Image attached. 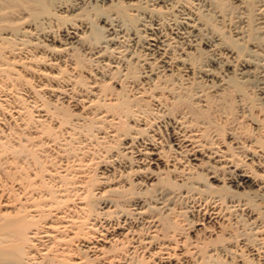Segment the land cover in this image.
Instances as JSON below:
<instances>
[{"label":"bare ground","instance_id":"bare-ground-1","mask_svg":"<svg viewBox=\"0 0 264 264\" xmlns=\"http://www.w3.org/2000/svg\"><path fill=\"white\" fill-rule=\"evenodd\" d=\"M114 1L116 2H112V0H94V5H95V8H97L98 10L99 8L101 9L103 5L107 4L106 6H109L110 9L114 8L113 9L114 12L116 10V13L120 14L121 17H124L126 19L125 22L128 20H132L133 22V19L130 18L132 16V13L130 11L135 12L142 7L141 4L143 3L148 4L147 0H127V2H122L120 0H114ZM154 1H155L156 7L159 4L161 5L168 4V0L167 1L166 0H154ZM234 1L237 3V6L239 8H242L244 11H246V14H247L245 15L246 19L243 20V21H246L244 23L245 25H247L246 30L244 27L242 29H244L245 31L238 30V32H236L235 34L237 37L236 36L235 37L238 38V41L239 39L243 40L244 39L243 36L248 37V39L251 40L250 43H252L253 41V44L251 45H253L252 47L255 50L253 48L252 49L256 51L261 46L260 44L257 43L259 36L257 37L256 33L257 32L264 33V5L257 6L253 4V1H249V0H234ZM82 2H83L82 0H0V76L4 78V79L2 78L3 80L1 79L2 82L7 81V80L8 81L10 80L9 82H12L11 80H13L14 78L12 76V73H14L13 66L16 64H18L24 70L31 68V66L28 67V60L32 59L31 57H33V55H31V57L29 58L27 56L29 54L27 50L34 52V50L36 49L38 50V48H42V47H45L46 50L48 49V51L60 54L62 52L64 53L65 51L67 52L68 49L74 50L77 46H79V48L83 52L93 57V59H95L98 65L99 63L100 64L102 63L105 66H108L109 68H111L112 70L113 69L117 70L116 65L114 63L117 62L118 60L114 62V60H111L110 58H106V55L108 53L105 55V52L107 51L106 50L107 48H110L111 46H113L114 44L113 42L115 41V38L120 36V34L123 33L121 26L119 28L118 25H115L112 22H110V20H108L109 18H106L105 14L103 15V9L101 10V12L97 10L96 12L93 10L94 9L93 8L92 10L96 12V14L94 13L95 17L97 18V21L100 20L101 24H99V26L91 25V28H89V26H87V22H85L87 17L82 16L84 14V12L82 11L84 9L83 7H81ZM155 5H152V6H155ZM218 5H219L218 8H220L219 13H221L220 11H224L227 8V4L223 0L222 2L219 1ZM85 13L86 14L84 15H87L88 11L85 10ZM156 13L158 12L156 11ZM81 16L86 17V19L84 18L85 19L84 21H80V20H83ZM187 17H189V15L185 16L186 18L185 20L186 30H184L185 36L181 34V32L183 31H178L177 29V31L180 33L173 34L174 36L171 38L167 34H163L161 32L162 29L159 30L158 22L156 21L151 22L150 27H149L150 34H148L149 36L145 38L144 40L146 52L143 55H141L143 57L145 55V57L144 58L138 57L137 56L138 53L136 56H134L136 52L134 55L133 54L131 55V53L128 54L127 58L126 56L124 58L123 57L124 55L121 56L122 58H124V61L126 60L125 61L126 65L124 64L125 67H124L123 73L120 72V70L118 69L119 72L122 73V77L124 76L125 79L129 81L131 80L130 83L135 84L136 82H134V79L136 78V73H138L137 70H135L136 69L135 67L137 65L139 66V69L140 67L143 69L141 73L142 74L141 78L142 79L150 78L149 80L150 81L152 80V82H155L154 84L152 83V85H150L148 83L149 87H147L146 85L145 87L147 88L144 87L145 89L143 88L141 90L137 86L136 88H138L140 91H138V89L136 90V88L135 89L132 88L137 91L138 96L136 94H135L136 96L132 95L134 97H131V99H130V96H128V94L126 95V97L128 96L129 98L122 97L121 96L122 93L119 91V93H121V95L118 96L119 99L115 98L116 101L113 102V104L110 103L108 106V109H106L105 106H104L105 108L104 107L97 108V109L104 108L106 110L104 109L100 111L96 110V107L94 105L95 103H97L98 105V102L100 100L97 101V100L90 99V96H93V95L100 96L105 93L104 92L103 94H101V92H99L100 91L99 89H97L98 92L89 91L91 94L90 96H85V98L80 99V101L85 102V105H84L85 109L89 107L91 108L93 106L92 108H95L93 110L98 111L95 113V116L93 117H96V118L105 117L106 118L109 116L111 117L112 120L113 119L121 120L122 117H124L127 120L130 119L133 125L136 126V129L139 127L138 128L139 132H136V135L132 136L131 135L132 132H131L130 136L128 137L129 129L131 128L132 124L131 126H130V123L128 124L129 126L126 125L127 129H126L125 135H127V138H126L127 141H124L123 143H121L120 145L121 147H119L121 148V150H119L120 152H118L117 150V152L111 153L110 151H108V149H106L107 147L105 148V150L108 151V153L110 152L108 156L109 157L108 162L109 163L110 161H113V163L115 162L114 164L116 166L115 167L116 169L114 168V165L112 166L109 165L110 167L108 166L109 168L108 169L107 167L103 166L104 165L103 164L102 169L99 171L100 172L99 176L97 177V181H99L100 184H103L102 185L103 187L105 186L104 184H108V182L112 180L121 178V180L124 181L126 177L129 174H131L133 176V181L130 180V182H132L131 184L129 182H128L129 184L126 183L128 186L127 188H126V185L125 186L120 185L121 183L119 182H118L119 185L111 184V186H107L108 187L107 190L104 189L106 186L104 188L99 187L98 185L100 184L97 185L98 187L93 188L90 185L91 183L88 186L86 185V187L84 188V185L86 184L85 181H87L88 178L85 181H83L84 179L82 180L81 177L84 175H82V173L80 174L78 169H77L78 171L77 170L75 171L73 170L70 172L68 171V176L71 175L69 177L64 176L65 174L60 175L58 173L60 176L58 175L55 177L58 178L59 181H57L58 179L55 180L56 178L53 177L54 178L53 179L51 177L52 179H48V181L52 180L54 184L52 183L53 185H51L52 187H50V184H51L50 181L48 182L50 184L47 185L48 183L44 182V179L43 181H39L40 177L38 179L39 182L35 181L36 179L34 180V178L37 177L36 175L40 174L38 173V171L36 175L34 171L31 172V173H34L33 174L34 176L32 175L33 178H31V176L28 175L29 172L27 173V171H25L28 168L26 166L31 165L29 163L35 162L34 158H36L34 157L35 155L32 153L34 151L30 152L31 150L30 149H29L30 151L28 150L30 143L28 144L27 149H26L27 146H25L23 143L22 145L19 141H16V143L19 142L18 147L17 145L13 147L12 142L11 143L9 142L12 145L10 144L7 146L2 145L0 147L2 149V150L0 149V152L8 151L7 153H9L10 155L9 158L6 155L8 159L6 160L7 162L6 161L5 162L8 164V166L7 165L5 166L9 167V171H10L8 173L6 172V174H8L9 176L7 180L8 182L11 180L9 182L10 185L8 184L9 188H5L8 190L6 192L5 191H3L2 193L0 192V264H116L117 262H122V264H130V262L132 261L131 256L134 255L135 253L137 254V251L140 250L141 248L142 249L145 248V249H148V251H150L148 253V256H146L145 258V262L152 261V264H176L177 263L176 260L178 258L181 257L180 260L182 261V258L185 257L186 255L189 256L190 254V256H192L193 254L191 255V253L196 254V250L199 249L196 247H200V246H197L198 243H194L195 245H192V242L191 243L186 242V239L178 238V239H175V241H171L172 239H170V237L172 236L168 237L165 234L162 236H159L157 234H151V232L156 233L155 230H157L156 227L157 225H159L158 222L160 219L165 217L164 214L169 215V211L171 210L173 211L174 209V207L172 208V205H174L173 204L174 202H171V199H170L171 194L175 193V191L171 189V186L174 183V181L180 182V184H178L179 187L185 186L183 189L180 188L182 189V191H181V194L179 193V195L189 200V202L191 203V208H193L195 212H200L202 214L199 220L200 223H203L202 221H204L206 222L205 224H208V223H211V225L213 223L218 224L217 222L222 219L223 215L221 216V214L223 211L226 213H230V212H235L236 210H239L242 207H244L243 210L248 209L249 200L246 201L245 199L244 200L241 199V197L238 196L239 192L234 191V190H231V191L229 190L228 192L227 191L228 189H227L226 190L227 193H225L224 195L220 194L218 192L219 190L216 187H213L212 185L213 181L214 182L218 181L222 183L223 185L224 183L222 182V180H226V183L224 185H227V186L224 187L223 185V188L225 189L226 188L230 189L232 187L234 189L246 190L249 186L250 187L254 186L255 189L258 191L257 195L254 194L255 195L254 198L258 197V199H260L262 203L264 202V180H262V178L264 177H261L260 179L257 176H253L252 174H250L251 173L250 171H253L251 169L249 171L244 170L243 169L244 167H242L243 162L241 163L239 160V162L241 163L239 164L238 162L234 161L233 157L235 155L231 154V151L232 153L233 152L235 153L234 150L239 149L238 147H240V145L237 144V143L240 144L239 141H241L240 140L241 137L238 136L240 137L239 140L237 137L239 133L236 134V132H234V134L236 135L233 136L234 135L232 134L233 132L231 130H230L231 132L227 130V132H229V133H226L228 135V139L226 138L225 139L227 140L226 144L228 145V147L226 146L225 143H223V145H225L223 147L222 145H220V143H222L221 141H225V140H221L220 142H218L217 139H218L219 133H217V130H216V133L214 134L215 131H212L211 129L212 125L213 126L216 125L215 123H213L215 119L212 120V117H214L213 114L216 113V111H220L221 108H225L228 102L229 104H232V101L230 100L232 92H236L237 94L236 96L238 98H242V101H244L245 99L243 98H245L246 95L248 94L247 92H245L246 82L250 81V79H252L253 77L254 78L257 77L258 75L257 73H260V75L258 76H261L262 79L264 78V73L262 71L256 70L258 68V64L260 63L258 62L255 63L256 61H252L250 59H244L243 57L244 60H242V63L240 62V65L238 67L233 66L231 64L232 60H229V59L237 60L239 55H243L242 53L244 51V47H242V45L244 44H242V42H241V45H236V46L234 45V43L236 44L238 42L236 41L237 39L235 38L236 42L234 43L232 42L231 48L234 46L237 49H230V48L224 49L223 54H225L227 57L226 59L229 60V61L227 60L228 65H226L227 64L226 60H225L226 63L225 61L224 62L222 61V67H224V70L217 72L214 69L205 68L204 66H200L199 65L200 63L199 64L197 63L200 62L198 60L199 58H201L203 54H202V51L198 48L199 43L201 41H197V40H201L200 39L201 31L204 29V26L209 25L208 22L210 20L209 21L206 20L203 23L202 22L203 19L198 18L196 21H194L191 19V17L190 18H187ZM12 18L14 22H12ZM15 19L16 21L19 20L20 22L16 23ZM61 20L63 21V23L65 22L64 23L65 25L62 28L61 26H58L60 27L59 31L55 27H53V30L54 28L57 29L56 32L47 33L46 31V33H44L43 31L45 29H43V31L42 30L39 31V29H42L44 27L43 26L44 24H49V26L48 25L47 26L51 27L50 23H52L53 21L61 22ZM135 21H137V19H135ZM240 21H241V18H240ZM252 23L253 24L255 23L257 28L256 27L253 28ZM58 25H60V23ZM39 26L40 27L43 26V27L39 28ZM49 30H51V28L48 29V32ZM89 30H90L89 35H86L87 31ZM103 32L105 34H103ZM180 35H182L183 38L188 39V42H186V40L184 41L186 42V48L188 49V51L187 49L186 51L183 50L182 52L183 57L181 56V54L180 56L178 55L175 56V54L173 52L171 53L170 51V45L172 43L170 41L172 39L174 40L176 38H181L182 36ZM260 38H263V37H260ZM245 41H247V39ZM213 42L212 43L204 42V44L211 47L209 48L210 50L208 49L212 54L210 56L211 57L213 56V58H210L209 60L210 66L214 64V61H216V57H215L216 52L214 53V51L216 50L215 48L217 47H215L216 45ZM237 46H241V47H237ZM45 48H43V50ZM103 48H106V49H103ZM248 50L251 51L250 48ZM248 50L246 49L247 52ZM253 50L252 52L254 53ZM73 59L75 58L73 57ZM218 60L219 59H217V61ZM75 63H77V60ZM122 64L120 66H122ZM11 66L13 69L11 68ZM74 67H75V64H74ZM111 69L109 70L112 71ZM11 70L13 71L12 73L10 72ZM176 70L178 71L181 70L182 74H184L186 78L188 77L191 80L193 79L194 81H196V80L201 79L203 81L209 82L206 85L207 86L206 90L205 91L195 90L193 94L192 91L191 93L190 91H188L190 84L188 87H182V86L175 87L174 86L175 83L173 84L171 82V79L173 78L172 77L174 74L173 72H175ZM59 72L58 73L60 75L61 71ZM94 72L95 73L93 74L98 75V76L100 75V77H103L104 80L106 77H108L107 75L110 74V72L108 74L106 73L107 75L105 73H101L100 71H94ZM107 72H108V69H107ZM118 73L116 74L119 77ZM15 75H16V72H15ZM18 75H21V74H17V76ZM114 75H115V72H114ZM17 76L15 78H17ZM18 77L20 79H23L21 78L22 76L21 77L18 76ZM56 77L57 76H55L54 78ZM112 78L110 79L108 78V79L111 80ZM115 79L117 78H114V81H116ZM142 79L141 81H143ZM194 81H190L191 85L192 83H194ZM2 82L1 84H3L4 86L5 83H2ZM61 82L65 86V82H67V80L66 81L61 80ZM118 82L119 81H117V83L115 82V84H118ZM130 83H128V85ZM17 84H18V81H17ZM68 84L69 82H67L66 85ZM91 84L94 85L95 83H91ZM120 84L121 83H119V87H121L120 90L124 91L122 90L123 84L121 85ZM184 84H186L185 81H184ZM187 84L185 86H187ZM132 85H130V88L132 87ZM193 85L192 87H194ZM246 87H247V84H246ZM156 92H157V95L155 94ZM107 95L105 97H107ZM117 95L119 94L117 93ZM188 95L189 97L190 96L192 97L189 98ZM167 97L169 99H172L173 101L171 102L170 100V104L172 103L177 104V107H176L177 109L179 107H182L184 110L183 111L181 110L180 118L179 117L176 118L177 116L173 117L174 113H172L173 115L170 120V124L168 123L169 124L168 129H167L168 131L166 130V132L168 133H165L166 134V144H167L165 148L162 145L161 138L158 136L159 134H157L156 132V129H159V127L156 125L155 121H159L158 119H160L162 115V114L160 115L159 113L160 110L162 108L163 109L168 108L167 104H169L168 102L169 99L166 102ZM193 97L195 98V101H193L192 103L190 99H193ZM234 98L236 97L234 96ZM242 101L241 103H243ZM170 104H169V107H170ZM174 107L175 106H173V109H175ZM171 108L168 109L167 111L168 114L171 112L170 111ZM154 110H156L157 112L159 111V112L156 114V112L155 113L153 112ZM251 110L252 109L248 111L249 113H246L248 116H250L249 114H251L250 112ZM176 113H178V111H176ZM150 114L151 115L159 114V118L158 116H153L151 118ZM66 115L68 116V114ZM251 115L253 116V114ZM124 118L123 120H125ZM111 119L106 118V121L111 120ZM91 120L93 119L91 118L88 119L90 124H92L90 122ZM254 120H255V117L253 121ZM106 121H102L103 123L101 122L100 125L106 123ZM93 122H96V121L93 120ZM110 122L107 121V123L109 124H111L112 122H114V124L117 123L115 120H113L111 123ZM257 122L258 121L256 120V124ZM94 124L95 123H93V125ZM157 124H160V123L158 122ZM202 125H205V127H203ZM260 125H257V126H260ZM103 126L102 127L100 126L102 131L105 128V127L103 128ZM140 126H142V128H140ZM80 127L82 128V125ZM90 127H89V130L87 128L88 131H90ZM260 127H257L256 131H258ZM93 128L95 127H91V130ZM107 128L108 127H106L105 130H107ZM112 129L113 128H111V130ZM117 129L121 130L120 128H117ZM221 130H222L221 133L223 134L224 129L221 128ZM97 131H98V128H97ZM42 132L43 131H41V133ZM91 132L93 136H95L94 131H91ZM16 134L14 135L16 136ZM105 134L103 136L104 138H105ZM108 134L109 133H107V137H108ZM90 136L92 135L91 134L89 135L88 137L89 140L91 138ZM241 136L243 135L241 134ZM250 136L251 135L247 136V138ZM18 137L20 138V135H18ZM109 137H110V134H109ZM100 138L102 140H105L101 136ZM250 138H252V136ZM256 138L257 139H255V137L252 138L248 142V144L245 145L246 147L244 145L243 147L245 149L248 148V150L249 148L251 149V151L249 150L250 157L247 158L248 160H250L249 164H252V162L254 161L255 163L254 165L258 167V169H261V167H264V139L261 136H256ZM14 139H13V142L15 143ZM18 140L21 141V139H18ZM93 140H96V139H93ZM242 140H245V138ZM30 142H31V137H30ZM116 143L117 142H115V144ZM244 143H246V141ZM99 146H102V145H99ZM99 146H98V141L95 145L94 143L93 145L91 144L90 147H87L86 151L82 153L83 155L82 157H85V158L87 157L88 159L86 158V160L89 163L91 160H93L92 159L94 157L93 154L95 153L96 155V153H99V151H101L102 147H99ZM221 146L223 148H221ZM228 150L230 151V153L228 152ZM113 151H115V149ZM247 154H244V155L247 156ZM28 156L33 157L34 161L30 162V160L32 159L30 160L28 159L29 163L26 161L27 163L26 165L25 160L27 159ZM103 156L104 155H102V158ZM77 157H76V162L79 159V157L78 158ZM72 158L74 157L72 156ZM82 160L84 161V158ZM104 160L105 159H103V161ZM38 161L40 160L38 159ZM83 161H82V164H83ZM79 162H81V160L78 161V163ZM88 163H85V165ZM34 164L35 163H33L32 167L35 168ZM69 164H68V167L72 165V164L70 165ZM37 165H38L37 167H40L41 169V167L44 164H42V166L40 164H37ZM59 165L58 166L56 165V167L60 168ZM248 166L245 165L246 168ZM30 167L28 169L29 170L31 169L32 171V169L34 168L32 167L30 168ZM62 167L64 168V170H66L64 166ZM68 167H67V170L70 169ZM37 169L38 168H35V170ZM40 169L38 170L40 171ZM196 169H199V171L197 170L198 172H196L195 171ZM55 170L56 169H54V171ZM58 170L59 169H57V171ZM41 171H43V168L41 169ZM193 171H195V173H193ZM49 172L48 174L54 175L52 171L51 173ZM63 172L65 173V171ZM162 173H164L167 178L161 177ZM253 173L255 172L253 171ZM256 174L258 176L260 175L257 172ZM40 175H43V174H40ZM47 177L50 178V176H47ZM70 177L76 178L77 181H74V179L71 180ZM169 177H171V179ZM210 180L212 181L210 182ZM125 182H127V179L125 180ZM156 184L157 185L160 184V185L154 188L155 186H157ZM153 185L154 187H152L151 189L150 187ZM135 186L136 188H133ZM4 187H6V185ZM129 188L132 192L129 190ZM1 189L2 188H0V190ZM120 189L124 191L125 190L130 191L128 193H130L131 196L128 194L129 197H125L124 195L125 192L123 191L124 193L123 192L120 193ZM133 189H136V190H133ZM96 190H99L97 191L98 193H94ZM105 191L109 193L118 191L120 195H117L115 192V195H116L115 198L113 199L104 198L103 199V197L101 196ZM99 192H100V195H99L100 200H98L97 202H95V200L93 201L92 196L94 194L98 195ZM149 192H153V193L155 192V194L151 196H147L146 194ZM222 205L223 207H221ZM249 207H253L254 210L256 209V206H253V205ZM249 211L250 210H248L247 212ZM161 212L163 215L161 214ZM250 212H253V211L251 210ZM155 213L156 215L158 214L162 216V218L160 216V219L157 218L158 219V222H157L158 224L156 223L157 225L155 224L157 220L156 219L157 216L155 215ZM257 214H255L256 217H254L255 215L254 216L252 215V217L250 216L253 219V222H255L256 219L260 218V216H257ZM245 216H248V215L245 214ZM262 216L263 215H261V217ZM144 225H146L145 226L146 229L144 227L146 231L144 230L143 232H146L144 234L148 233V237L144 238L145 239L144 241L142 240L144 242L143 244L145 245L141 246L142 241L139 242L137 240L138 242L137 241L134 242V240H136L135 237H137V235L141 233V232H138L137 228L139 226L143 227ZM253 225L255 226L256 224L254 223ZM201 226L202 227L200 228H202V230L210 228V226L208 225L201 224ZM254 228L256 229V232L257 230L260 229V228L257 229V227H254ZM159 230L160 229L157 230L158 233H159ZM197 230L199 231L201 229L197 228ZM138 238L140 240L143 237L141 238L137 237V239ZM201 244H207V243L202 242ZM126 246H128V249L126 248ZM175 249L177 250V253L174 251ZM260 249L261 248H258V249L254 248V249L249 250L248 252L249 257L251 258L248 259L247 262H244L242 261V258L239 257L240 254L238 253L232 254L231 257L234 255V258L233 257L231 259L229 258L230 261H228L227 260L228 257L230 256L231 253H233V250L230 249L229 247L227 248L226 246L220 245L218 247L216 246L210 247V249L208 247L207 250H205V247H204L205 252H203V255H201L202 257H200L201 259L200 258L199 259L202 260L203 262H208L209 260L214 261L215 264L216 263L220 264L219 262L220 261L222 262L224 260L223 258L225 259L227 258L226 259L227 262L224 261L227 264H264V253L262 252L263 254L259 255V253H261L259 252ZM199 251L202 252L201 250ZM216 255L218 256L220 255V257L222 256L223 260L219 259L220 260L219 261L217 258L218 256ZM128 259L129 261L130 260L131 261L129 262ZM134 260H137V259L136 258L133 259L132 262L134 263L139 261L136 264L141 263L140 259H138V261H134ZM143 262L144 261H142V263ZM184 262L185 263L187 262L186 259L182 261V264Z\"/></svg>","mask_w":264,"mask_h":264},{"label":"rangeland","instance_id":"rangeland-1","mask_svg":"<svg viewBox=\"0 0 264 264\" xmlns=\"http://www.w3.org/2000/svg\"><path fill=\"white\" fill-rule=\"evenodd\" d=\"M82 1H83L82 2L83 5L81 3V7H83V9H84L82 11L84 12V14H86L87 12L85 13V10H87L88 11L87 15H89V16L83 14L82 16H86L87 19H86V17H82L81 16V18L83 20H80V21H84L86 19L85 22H87V26H89V28H91V25L99 26V24H101L100 20L97 21V18L95 17V14H96L97 11L101 12L102 9H103V15L105 14L106 18H109L108 20H110V22H112L115 25H118L119 28L121 26V28L123 30V33L120 34V36L115 38V41L113 42L114 43L113 46H111L110 48H107V49L103 48V49L107 50V51L105 50L106 51L105 55L108 53L106 55V58H110L111 60H114V62L118 60L117 62L114 63L116 65L117 70L116 69L112 70L111 68H109L108 66H105L102 63L101 64L99 63V65H98V63L95 61V59H93V57H91L90 55H87V53L83 52L79 48V46H77L78 48L77 47L75 48L76 50L75 49L74 50L73 49H68L67 52L65 51L67 54L65 52L64 53L62 52L60 54L59 53H55V52H51V51H48V49L46 50L45 47L38 48L39 51L37 49L34 50L35 53L27 50V52L29 53L27 56L29 58L31 57V55H33V57H31L32 59L28 60V67L31 66V68H28L29 70L28 69L24 70L18 64H16L14 66L12 65L14 69L11 66V68L14 71V73H12L13 72L12 70L10 71L14 78L17 76V74H21V75H18V76H20V77L22 76L21 78H23V79H20L17 76L18 79L17 78L14 79L12 77L13 78V80H11L12 82H9L10 80L2 82V80L4 78L2 76H0L1 77L0 78V87L3 86V84H1V82L5 83L4 86H3L4 88L3 87L0 88V147L2 145L7 146L11 142L13 144V147L15 145H17V147H18L19 146V142H20L21 144L23 143L25 146H27L26 147V149H27L28 148V144L30 143L29 144L30 146H29L28 150L30 149L31 150V151L29 150L30 152L34 151L32 153L35 155L34 157H36V158H34L35 162H33L34 161L33 157L28 156L27 159L25 160V163H26V161L29 163V160L32 159V160H30V162L35 163L34 166H35V168H38V169H40V167H37L38 166L37 164H40L41 166H42V164H44L41 167V169L43 168V171H41V169H40V171L42 173L38 169L35 170V168L32 167L33 163H29V164H31L29 166H26L27 163H26V165H24V166H26L28 168L30 166L32 168H34V169H32V171H31V169L29 170L28 168H27V170H25V171H27V173L29 172L28 175L31 176V178H33L32 175L34 173L36 175L37 171H38V173L43 174V175L38 174L39 176L36 175L37 177L34 178V180L36 179L35 181H38V179L40 177L41 180L39 179V181H43V179H44V182L48 183L50 181V180L48 181V179H52L53 177L56 178L55 176H58L59 174L60 175L61 174H63V175L65 174L64 176H68V171L70 172V171H73V170L75 171V170L78 169L80 174L82 173V175H84V176H82L83 178L81 177L82 180L84 179L83 181H85L88 178L87 181H85L86 184L84 185V188L86 187V185L88 186L90 183H91L90 185L93 188H95V187H98V186L102 187V185H103V184H100L99 181H97V177L99 176V173H100L99 171L102 169V167L105 166V167L108 168L109 165L110 166L114 165V168L116 167L115 164H114L115 162L113 163V161H110V163L112 162L111 164L108 162V160H109L108 156H109L110 152L111 153H115V152H117V150H118V152H120L119 150H121V148H119V147H121L120 146L121 143H123L124 141H127L126 140L127 135H125V132H126L127 126H129L128 124L130 123V126H131V124L133 126V127L131 126V128H130L132 130L129 129L128 137L130 136L131 132H132V134H131L132 136L136 135V132H139L138 131L139 127L136 129V126L133 125L132 121L130 119L127 120L124 117H122L121 120L120 119H113V120H115L117 122L115 124H114V122H112L113 120L111 119V117H109V116L106 117L107 119L109 118V119L112 120V121L111 120H107L109 122L110 121L112 122V123L110 122L113 125L112 126L111 124L107 123L105 117H103V118H98L97 117L98 118L97 119L96 117H93V116H95V113L98 112L96 110L100 111V110L104 109L105 107H106V109H108L109 104L110 103L113 104V102L116 101L115 98L119 99L118 96H120L121 93H122V95H121L122 97L129 98L128 96H130V99H131V97H134V96L137 95V91H136L138 89V88H136L137 86L141 90L146 85H147V87H149V84L152 85V83L153 84L155 83V82H152V80L150 81L149 80L150 78H148V79L143 78L142 79L141 78V75H142L141 73H142L143 69L141 67L139 69V66H137V65H136V67L134 65V67L136 68V69L135 68L134 69L137 70V72L139 73V74L136 73V78L134 79V82H136L137 84L136 83L135 84L134 83H130L131 80L129 81V80L125 79L124 76H123L124 79L122 77V73H123L124 67L126 65V63H125L126 60L124 61L125 56L127 58L128 54L131 53V55L132 54L134 55L135 52H136V54L134 56H136L137 53H138V55H137L138 57H142V58L145 57V55H144V57L141 56V55H143L146 52L145 45H144L145 44L144 40H145V38H147L149 36L148 34H150V32H149L150 31L149 30L150 23L151 22H155V21L158 22L159 23V30L162 29L161 32L163 34H167L169 37L172 38L174 36L173 34L180 33L178 31H183V32H181V34H183V36H185L184 30H186V28H185L186 27V24H185V20H186L185 16L186 15L187 16L189 15V17H187V18L191 17V19L194 20V21H196L198 18L199 19H203V21H202L203 23L206 20H208V21L210 20L209 21L210 23L208 22L209 25L207 24L209 27L208 26H204V29L201 31V35H200V37H201L200 39L201 40H197V41H201L199 43L198 48L202 51V54H203L201 56V58H199V60H198L200 62H198L197 64L200 63L199 64L200 66H204L205 68H211V69H214L217 72H220V71L224 70V67H222V61L224 62L225 60L226 61L228 60V59H226L227 58L226 55L223 54L224 53V49H226V48L227 49H229V48L230 49H237L234 46L231 48L232 42L234 43V42L238 41V38H236L237 36L235 35L236 32H238V30H242V31L246 30L247 25L244 24L246 21H243V20L246 19L245 15H247V14H246V11H244L242 8H239L237 6V3L234 0H223L227 4V8L224 11H220L221 13H219L220 8H218L219 7L218 4H219V1L222 2V0H197V1L196 0H168V4L167 5L159 4L157 7L155 5V1L154 0H147L148 4L147 3L141 4L142 7L140 9H138L139 11L138 10L135 11V12L134 11H130L132 13V16L130 18L133 19V22H132V20H128V18H127L128 21L125 22L126 19L124 17H121L120 14L116 13V10L114 12L113 11L114 8L110 9L109 6H106L107 4L103 5V7L101 6L102 8L101 9L99 8L100 10L99 9L97 10V8H95V5H94V0H85V1L82 0ZM120 1L127 2V0H120ZM249 1H253V4L257 5V6L258 5H264V0H249ZM112 2H116V1L112 0ZM85 5H86V7H85ZM152 5H155V6H152ZM92 9L94 11H96V10L97 11L94 12ZM156 11L158 13L159 12L160 13L158 14V13H156ZM240 18H241L242 22L240 21ZM16 19H15V21H16ZM135 19H137V21H135ZM12 22H14L13 18H12ZM17 22L19 23L20 21L18 20V21H16V23ZM56 22L53 21L52 23H50L51 27H48L49 24H44L43 25L44 27L42 26L43 28L40 27L41 26L40 25L39 28H42V29H39V31L40 30L43 31V29H45L43 31L44 33H46V31H47V33L56 32L57 29H58V31L60 29V27H58V26H61V28H62L65 25L64 24L65 22L63 23L62 20H61L62 23L60 21L59 22L56 21ZM59 23H60V25H58ZM255 23L254 24L252 23L253 28L256 27ZM53 27H55L57 29L54 28V30H53ZM243 27L245 28V30L242 29ZM50 28H51L52 31L49 30V32H48V29H50ZM177 29H178V31H177ZM219 29H220V31H219ZM125 32H126V34H125ZM89 33H90V30L87 31L86 35H89ZM103 34H105V33L103 32ZM180 36H182V35H180ZM183 36L181 38H176L174 40L172 39L170 41V42H172L171 45H170V51H171V53L173 52L175 54V56L176 55L180 56V54L182 56L183 50L186 51V49H187L186 48V42H188V39L183 38ZM256 36L257 37L259 36V39H258L257 43L261 45L260 48H258L256 51H254L255 49L252 47L253 45H251V44H253V41H252V43H250L251 40H249L248 37L243 36V38H244L243 40L244 41L242 39H239V41L236 44L234 43L235 46L236 45H241V42H242V44H244V45H242V47H244V51L242 53L243 55H239L238 56L239 59L237 58V60L236 59L235 60L234 59H229V60H232L231 64L233 66H236V67H238L240 65V62L242 63V60H244V59H250L252 61H256L255 63H257V62L260 63V64H258V68L256 70L257 71H262L264 73V59H263V57H264V33L257 32ZM260 37H263V38H260ZM246 39H247V41H245ZM185 40H186V42H184ZM232 40H234V41H232ZM33 42H34V40H33ZM204 42H207V43H212L213 42L216 45L215 47H217V48H215L216 50L214 51V53L216 52L215 53L216 54V56H215L216 57V61H217V59H219V60L217 62L214 61V64H213L214 66L213 65L210 66V61H209L210 58H213V56L212 57L210 56L212 54L209 51L210 50L209 48H211V47H209L208 45L204 44ZM181 46H182V48H181ZM237 47H241V46H237ZM43 48H45V49L43 50ZM245 48L247 50L250 48L251 51L248 50V52H247ZM252 50L254 51V53L252 52ZM187 51H188V49H187ZM34 54H36L38 57L36 55H34ZM218 55H219V57H218ZM109 56H111V57H109ZM121 56H123L124 58H122ZM62 57H63V59H62ZM73 57L75 59H73ZM243 57H244V59H243ZM76 60H77V63H75ZM226 61H225V63H226ZM228 61H227L226 65H228ZM26 62H27V60H26ZM122 62H123V64H122ZM78 63H79V65H78ZM120 63L122 64L123 67L120 66L121 65ZM74 64H75V67H74ZM118 66H120V67H118ZM16 69H18V70H16ZM32 69H34V70H32ZM107 69H108V72H107ZM109 69H111L112 71L115 70L114 72H115L116 76L114 75V72L110 71ZM118 69L122 73H120ZM18 71H19V73H18ZM20 71H21V73H20ZM59 71H61L60 75H59V73H60ZM94 71H100L101 73H105V74L106 73L108 74L110 72V74H108V75L106 74L108 77H106L105 80H104L103 77H100V75L98 76V75L93 74V73H95ZM116 71H118L119 73L116 72ZM177 71L178 70L173 72L175 74V75L173 74V76H172L174 78V80H173V78L171 79V82L173 84L175 83L174 84L175 87H177V86L188 87L189 84H190L189 90H188V91H190V93H191V91H192V93L195 92V90L196 91L197 90L198 91H205L206 90V87H207L206 85L209 82L203 81L201 79H199L200 80L199 81V80H196V78H195V80L198 81V82H196L193 79L191 80L188 77L186 78V76L184 74H182L181 70H179L178 72ZM15 72H16V75H15ZM116 73H118L119 77L120 78L122 77V78L120 79ZM257 74L260 75V73H257ZM111 75H113V76H111ZM258 75H257V77H255V78L253 77L252 79H250V81L246 82L247 87H246V84H245V92H247L249 95L247 94L246 97L243 98V99H245L244 101H242V98H238L236 96L237 95L236 92H232L233 96L231 95V97H230L231 98L230 100L232 101V104H229V102H228L226 104L225 108H221L220 111H216V113L213 114L214 117H212V120L215 119L214 120L215 122L213 121V123H215L216 125L215 126L212 125L211 129H212V131H215L214 134L216 133V130H217V133H219L218 139H217L218 142H220L221 140H225V141H221L222 143H220V145H222L223 147L225 146V145H223V143L226 144V141H227L226 139H228V135L226 133H229V132H227V130L228 131L231 130L233 132L232 134H234V132H236V134L239 133L237 135V137L240 136L241 139H240V137H238V140L240 139L241 141H239L240 144L239 143H237V144L240 145V147L242 145V147L241 148L238 147L239 149L234 150L235 153L234 152L232 153V151H231V154H234L235 156L238 154L236 157L239 158V159H237L233 155L234 156L233 157L234 161L238 162L239 164H241L243 162L242 167H244L243 168L244 170H246V171L247 170L249 171L250 169L253 170L255 173H253V171H250L251 172L250 174H252L253 176H257L258 178L261 179V177H264V169H263L264 167H261V169H258V167H256L254 165L255 164L254 161L252 162V164H249L250 160H248L247 158L250 157L249 154H250L251 149L249 148V150H250L249 151L248 148H246L247 149L246 150L243 147V145L245 146L246 144H248V142L252 138L255 137V139H257L256 136H261L264 139V134H263V132H264V78L262 79L261 76H258ZM55 76H57V77L54 78ZM112 77L117 78V79H115L116 81H114V78H112ZM108 78L109 79L112 78L111 79L112 81L109 80ZM68 79H69V81H68ZM79 79H80V81H79ZM98 79H99V81H98ZM136 79L137 80L139 79L138 82H137ZM141 79L143 81H141ZM151 79H153V78H151ZM19 80L22 83H20ZM61 80H65V81L67 80V82H69V84L66 85L67 82H65V86H64V84L61 82ZM145 80H147V81H145ZM188 80L194 81V83H192V85L194 84L193 85L194 87H192L191 82L188 81ZM13 81H14V83H13ZM17 81H18V84H17ZM117 81H119L118 84H115V82L117 83ZM122 81H124V82H122ZM184 81H185L186 84L189 82L187 84V86H185L186 84H184ZM146 82H147V84H146ZM91 83H95V84L92 85ZM119 83L123 84L122 90H124L125 92L120 90L121 87H119ZM128 83H130V84L128 85ZM124 85H126V86H124ZM130 85H132L131 88H130ZM142 85H143V87H142ZM94 86H96L97 88L94 87ZM72 87H74V88H72ZM147 87H145V88H147ZM132 88H134V89L136 88V90H134ZM97 89L100 90L99 92H101V94H103L104 92L106 94L104 93L105 94V95L103 94L104 96L100 95L101 97L100 96H95V95L90 96L91 95L90 92H96ZM102 89H103V91H102ZM139 89H138V91H140ZM119 91L121 93H119ZM117 93L119 95H117ZM107 94H109V95H107ZM127 94H128V96L126 97ZM155 94L157 95V92ZM106 95H107V97H105ZM132 95H134V96H132ZM189 95H191V94H189ZM189 95H188V97H189ZM85 96H90V99H93V100H97V101L100 100L98 102V105H97V103H95V105H94L96 107V110H93V109H95V108H92L93 106L91 108L89 107L87 109L84 108L85 102L84 101L83 102L80 101V99L85 98ZM234 96L236 98H234ZM247 96H248V98H247ZM191 97L192 96H190L189 98H191ZM168 99L169 98L167 97L166 102L168 101ZM170 100H171V102H173L172 99H169V101H168L169 104H170ZM236 100H238V101H236ZM97 101H95V102H97ZM190 101L193 103V101H195V98L193 97V99H190ZM241 101L243 103H241ZM78 103H80V104H78ZM169 104H167V107H168V108H166L167 110L165 108L164 109L162 108L160 110V112L158 111L160 113V115L161 114L162 115H161L160 119H158L159 121H155L156 125L159 127V129H156V132H157V134H159L158 136L161 138L162 145L165 148H166V145H167L166 144V134L165 133H168V132H166V130L168 129V126L170 124V120H171L172 115H173L172 113H174L173 117L177 116L176 118H178V117L180 118L181 117V113L180 112H181V110L182 111L184 110L182 107H179L178 108L179 110H178L176 108L177 104L172 103L173 105L170 104V107H169ZM171 106H172V108H171ZM173 106H175L174 108L176 110L173 109ZM249 106H251V107H249ZM98 107H104V108L97 109ZM255 107H256V109H255ZM169 108H171L173 110L170 109L171 112L168 114L167 111H168ZM249 108L253 110V111L252 110L250 111L251 114H253V116L251 114H249L250 116H248L246 114V113H249L248 112L250 110ZM106 109H104V110H106ZM176 111H178V113H176ZM153 112L154 113L156 112V114L158 113L156 110H154ZM66 114H68V116ZM156 114H152V115L150 114L151 118L153 116H158V118H159V114L158 115H156ZM251 117H252V119H251ZM254 117H255V120L253 121ZM89 118L93 119L96 122H93V120H91L90 122L92 124H90L89 121H88ZM123 118L125 120H123ZM101 119H102V121H106V123L100 125L101 122H102ZM103 119H105V120H103ZM226 119H228V120H226ZM65 120H66V122H65ZM256 120L258 121L257 124H256ZM158 122L160 124H157ZM93 123H95L97 126L95 124L93 125ZM97 123H99V124H97ZM260 123H261V125H260ZM79 124L82 125V128L80 127L81 125H79ZM88 124H90L91 127H95L96 129L93 128L91 130V127ZM255 124H256V126H255ZM115 125H117V126H115ZM257 125H260L261 127L257 126ZM87 126L90 127V131H88L89 127H87ZM98 126L99 127L103 126V128L105 127L104 130L106 129V127H108V128H107V130H105V131L103 130L102 131L101 127L99 128ZM110 126H111V128H113L112 130H111ZM202 126L205 127V125H202ZM74 127H75V129H74ZM153 127H155V126H153ZM257 127H260V129H258V131H256ZM87 128H88V130H87ZM97 128H98V131H97ZM117 128H120L121 130H118ZM140 128H142V126H140ZM221 128L224 129L223 134L221 133L222 132ZM157 130H159V131H157ZM41 131H43V132L41 133ZM70 131H72V132H70ZM80 131H82V132H80ZM91 131H94V133H95L94 135L95 136H93ZM255 131H256V133H255ZM89 132H91V133H89ZM260 132H262V133H260ZM107 133L110 134V137H109V134H108V137H107ZM112 133L115 134V135H113ZM120 133H121V135H120ZM258 133H260V134H258ZM14 134H16L17 137H18V135H20V138L19 137L17 138ZM88 134L92 135V136H90L91 137L90 140L88 138L89 137ZM104 134H105V138L103 137ZM116 134H117V136H116ZM236 134H234L233 136H235ZM241 134L244 137L241 136ZM23 135H24V137H23ZM111 135H113V136H111ZM249 135H251L252 138H250L251 136L247 138V136H249ZM28 136H29V138H28ZM100 136L103 139H105V140H102L100 138ZM119 136H120L121 139L119 138ZM30 137H31V142H30ZM112 137H114V138H112ZM87 138H88L89 141L87 140ZM118 138H119V140H118ZM244 138H245V140H242ZM258 138H260V137H258ZM13 139H14L15 143L13 142ZM18 139H21V141L18 140ZM25 139H27L28 142ZM93 139H96V140H93ZM99 140H100V142L101 141L102 142L100 143ZM163 140H165V141H163ZM16 141H19V142L16 143ZM97 141H98V146L102 145V146H99V147H102L103 150L100 148L101 151H99V153H96V155L94 153L93 154L94 157L93 156H92L93 158L91 157L93 160H91L88 163L87 160H86L87 157L86 158L82 157L83 156L82 153L84 151H86L87 147H90L91 144L93 145V143H94V145H95L97 143ZM242 141H244V142L246 141V143H244ZM26 142H27V144H26ZM90 142H91V144H90ZM115 142H117V143L115 144ZM85 143H86V145H85ZM12 144H10V145H12ZM116 146H117V148H116ZM222 146H221V148H223ZM226 146L228 147L227 144H226ZM32 147H33V149H32ZM111 147H113V148H111ZM105 148L108 149V151H110V152L108 153V151H106ZM114 149H115V151H113ZM7 152H4V151L0 152V188H2L0 190L1 193L3 191L6 192L8 190V189H5V188H9L8 184L10 185L9 182L11 181L9 179L10 181L8 182L7 179L9 178V176H8V174H6V172L7 173L10 172L9 171V167H7L8 164L6 163L7 162L6 160L10 156L9 153H7ZM228 152L230 153L229 150H228ZM236 152H238V153H236ZM244 154H247V156L244 155ZM6 155L8 156V158L6 157ZM102 155H104L103 158H102ZM72 156L74 158H72ZM77 156L81 160V162H79V163H78V161H80L79 159L76 162V157ZM83 158H84V161L82 160ZM38 159L40 161H38ZM103 159H105V160L103 161ZM72 160H74L75 162L72 161ZM110 160H112V159H110ZM239 160H240L241 163L239 162ZM67 161L69 163L71 162L70 164H72V165L70 167H68L69 163ZM82 161H83V164H82ZM84 162L88 163V164L85 165ZM75 163H77V164H75ZM96 163H98V164H96ZM55 164L57 166L60 164L59 165L60 168L56 167ZM5 165H7V166H5ZM48 165H50V166H48ZM73 165H74V167H73ZM245 165H247V166L249 165L247 167L248 169L245 167ZM62 166H64L66 170H64V168ZM54 167H56V168H54ZM67 167L70 168V169L67 170ZM75 167H77V168H75ZM78 167H80L81 170ZM7 168H8V170H7ZM5 169H6V171H5ZM54 169H56L55 171H57V169H59L58 170L59 172L58 171L55 172ZM83 169H85V170H83ZM197 170L199 171V169H196L195 171L198 172ZM33 171H34V173H31ZM51 171L53 172L54 175L48 174V172L51 173ZM63 171H65V173ZM195 171H193V173H195ZM66 172H67V174H66ZM256 172L258 174H260L261 176L260 175L258 176L256 174ZM118 174H119V172H118ZM114 175H116V174H114ZM130 175L131 174H129L126 177L127 182H125L126 179L124 181H122L121 178H119V179L112 180V181L108 182V184H104L106 187L103 186L102 188L105 187L104 189L107 190L108 189L107 186H111V184L112 185L113 184H118L119 185V183H121L120 185H124V186L126 185V188H127L128 187L127 184H129V183L131 184L132 183V182H130V180L133 181V176L131 175V177H130ZM47 176H50V178L47 177ZM69 176H71V175H69ZM161 177H166V175L164 173H162ZM169 178L171 179V177H169ZM57 179L58 178H56L55 180H57ZM73 179H74V181H77L76 178L72 177L71 180H73ZM262 180H264V178H262ZM57 181H59V179ZM211 181L212 180H210V182ZM222 182L225 184L226 180H222ZM50 183H48L47 185L50 184V187H52L51 185L54 184L52 182V180L50 181ZM174 183H175V185H174ZM174 183L172 184V186L174 188L171 186V189H173L175 191V193L171 194V198H170L171 202H174L173 203L174 205H172V208L174 207V209H173V211L171 210L172 213H171V211H169V215L168 214L167 215L164 214V216H165V217L163 216L164 218H162L161 215H158V214L156 215V213H155V215L157 216V217L155 216L156 219L157 218L160 219V216L162 218V219L159 220V222H158V219L155 222V224L157 222L159 223V225H157L158 223L156 224L157 225L156 228H157V230L158 229H160V230H159V233L157 232V230H155L156 233L155 232H151V234H157L159 236H162V235L165 234L168 237L172 236V237H170V239H172L171 241H175V239H178V238L180 239L181 238V239H186V242H190V243L192 242V245H195L194 243H198L199 245L197 244V246H200L201 249H200V247H196V248H199L197 250L195 248L196 254L191 253V255L193 254L192 256H190V254H189V256L186 255L185 257H183L182 261H184L185 259L187 261L186 263L184 262L183 264H188V263L189 264H215L214 261H210V260L208 262H203L202 260H200L201 259L200 257H202L201 255H203V252H205V250H207L208 247L210 249V247H214V246L218 247L220 245L226 246L227 248L229 247L230 249L233 250V253L230 254L228 259L226 258L228 261H230V259L232 257L234 258V255L231 257L232 254L238 253V254H240L239 257L242 258V261L247 262L248 259L251 258V257H249V253L248 252H249V250L254 249V248L255 249L256 248L257 249L261 248L260 251H259L261 253H259V255H262L264 253V202L262 203V201L260 199H258V197L254 198V196L258 194V191L255 189L254 186H252V187L249 186L250 187V188L248 187L249 190H248V188L246 190H242V189H234L232 187L230 189L229 188L225 189V188H223L224 184L222 185V183H220L218 181H215V182L213 181V183H212L213 187H216L219 190V191L218 190L217 191L220 194L224 195L225 193H227V191L229 192V190L230 191L231 190L237 191V192H239L238 196L241 197V199H243V200L245 199L246 201L249 200L248 201L249 204H248V209L247 210L246 209L243 210L244 207H242L241 208L242 210L239 209V210H236L235 212H230L232 214L226 213V212L223 211L222 214H221V216L223 215L222 219L217 222L218 224L213 223L211 225V223L205 224L206 222H204V221H202L203 223H200L199 220H200V217L202 216V214L200 212H195L193 210V208H191V203L189 202V200L187 198H183V197H181L179 195V193L181 194V191H182V189L185 186L179 187L178 186V184H180L179 181H174ZM98 184H100V185H98ZM5 185H6V187H4ZM159 185L160 184H158L155 187L153 185L150 188L151 189H152V187L156 188ZM225 186H227V185H224V187ZM133 188H136V186L133 187ZM180 188H182V189H180ZM129 190H130V188H129ZM133 190H136V189H133ZM97 191H99V190H96L94 193H98ZM123 191L124 190L120 189V193H122ZM130 191L125 190L124 191L125 193L123 192L125 197H129L128 194L130 195V193H128V192H130ZM115 192H116L117 195H120V193L118 191H114L112 193H109V192L105 191L102 194L101 197H103V199L104 198L113 199L116 196ZM153 194H155V192L154 193L153 192H149L146 195L147 196H151ZM99 195H100V192H99L98 195L94 194L92 196L93 201L95 200V202H97L98 200H100L99 199L100 198ZM251 203H252L253 206H256L255 210H254L253 207H249V206H252ZM223 204H225V203H223ZM221 207H223V205ZM248 210H250V211L252 210L253 212H250V211L247 212ZM258 212H260V213H258ZM157 213H159V212H157ZM250 213H251V215H250ZM161 214H162V212H161ZM228 214H230V215H228ZM245 214L248 215V216H245ZM255 214H257V216H260V218L256 219V221L254 220L255 222H253V219L251 217H252V215L254 216ZM261 215H263V216L261 217ZM254 217H256V215ZM250 218H251V220H250ZM198 223H200V224H198ZM254 223L256 224L255 226L253 225ZM201 224L208 225V226H210V228H207L208 230L207 229H203L202 230V228H200V227H202ZM145 226L146 225H144L143 227L139 226L137 228L138 232H141V233H139V235H137V237H140V238L143 237V238L139 240V238L137 239V237H135L136 240H134V242H136L137 240L139 242L142 241V240L144 241L145 240L144 238L148 237V233L144 234L146 232H143L146 229ZM253 226L257 227V229L258 228H260V229L257 230V232H256V229ZM144 227H145V229H144ZM140 228H141V230H140ZM197 228H199L201 230L198 231ZM143 241H142L141 246L145 245V244H143L144 243ZM202 242L203 243H207V244H201ZM208 245H210V246H208ZM206 246H207V248H206ZM204 247H205V250H204ZM126 248L128 249V246H126ZM199 250H201L202 252H200ZM147 251H148V249H145V248L142 249L141 248L140 250L137 251V254L135 253L134 255L131 256V260L133 261V259L136 258L137 260H134V261H138V259H140L141 263H142V261L145 262V258H146V256H148V253L150 252V251H148V252ZM174 251L177 253L176 249ZM198 251L200 252V254H199ZM216 256H218V255H216ZM219 257H220V255L217 257L218 260L219 259L221 260L223 258L222 256L220 258ZM142 259H144V260H142ZM180 259H181V257L176 260L177 261L176 264H182V261ZM223 259H222L223 260L222 262L219 260L220 261L219 263L220 264H224V263L227 264L226 263L227 260L225 258H223ZM128 261H129V259H128ZM132 261L130 262V264L134 263ZM199 261H200V263H199ZM224 261H226V262H224ZM138 262H136V263H138ZM144 262L142 264H149V263L152 264V261H147L145 263ZM120 263L122 264V262H117L116 264H120ZM136 263H134V264H136ZM141 263H139V264H141Z\"/></svg>","mask_w":264,"mask_h":264}]
</instances>
